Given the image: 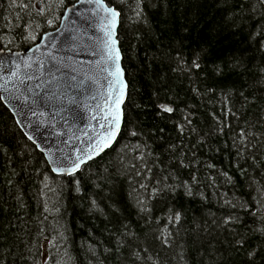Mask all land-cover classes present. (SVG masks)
<instances>
[{
    "label": "trees",
    "instance_id": "trees-1",
    "mask_svg": "<svg viewBox=\"0 0 264 264\" xmlns=\"http://www.w3.org/2000/svg\"><path fill=\"white\" fill-rule=\"evenodd\" d=\"M75 1L50 22L40 0H0V49H29ZM104 1L120 132L55 174L0 98V264H264V6Z\"/></svg>",
    "mask_w": 264,
    "mask_h": 264
},
{
    "label": "water",
    "instance_id": "water-1",
    "mask_svg": "<svg viewBox=\"0 0 264 264\" xmlns=\"http://www.w3.org/2000/svg\"><path fill=\"white\" fill-rule=\"evenodd\" d=\"M118 25L104 0H76L29 49H0L1 101L55 174L76 173L120 132L127 80Z\"/></svg>",
    "mask_w": 264,
    "mask_h": 264
},
{
    "label": "rangeland",
    "instance_id": "rangeland-1",
    "mask_svg": "<svg viewBox=\"0 0 264 264\" xmlns=\"http://www.w3.org/2000/svg\"><path fill=\"white\" fill-rule=\"evenodd\" d=\"M37 6L41 12V14H39V15L51 22L53 20L54 11H55L56 7L58 6V0H40V2H37ZM59 20H60V18H59ZM31 32H33V33H31ZM29 36L36 39V37H37L36 31L31 30L29 33Z\"/></svg>",
    "mask_w": 264,
    "mask_h": 264
},
{
    "label": "snow or ice",
    "instance_id": "snow-or-ice-1",
    "mask_svg": "<svg viewBox=\"0 0 264 264\" xmlns=\"http://www.w3.org/2000/svg\"><path fill=\"white\" fill-rule=\"evenodd\" d=\"M115 15H116V14L113 13V20L115 19ZM108 57H109V59H112V58H113V56H112V50H111V49H110L109 52H108ZM115 59H116V60L119 59L118 52H117V54H116V56H115ZM116 70H117V72H119V67H118V66H117V69H116ZM169 110H170V109H167V108L165 109V111H169Z\"/></svg>",
    "mask_w": 264,
    "mask_h": 264
}]
</instances>
